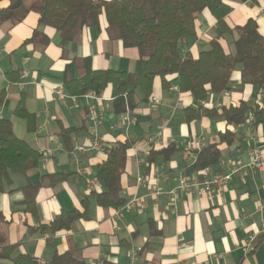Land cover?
<instances>
[{
    "label": "crops",
    "instance_id": "obj_1",
    "mask_svg": "<svg viewBox=\"0 0 264 264\" xmlns=\"http://www.w3.org/2000/svg\"><path fill=\"white\" fill-rule=\"evenodd\" d=\"M9 3L0 0V8ZM229 3L233 10L226 22L231 28L254 19L264 36V0ZM106 28L103 14L98 26L84 28L63 49L55 28L39 26L37 12H29L17 23L0 24V118L10 119L15 134L42 154L38 167L26 174L13 173L12 185L0 192L1 229L7 241L18 245L16 253L30 254L39 264H52L55 253L67 251L86 264H264V208L258 209L264 204V170L245 168L222 189L207 192L194 188L178 193L175 199L148 198L145 211L103 207L90 195L88 181L96 178V166L105 159L106 147L126 139L134 142L121 177L126 199L146 195L151 187L163 191L175 188L195 162L197 151L219 142L220 132L226 129L235 133L236 140L220 145L223 160L209 168L211 173L226 171L232 164L249 163L250 147L264 149V124L248 126L246 121L229 125L225 118L202 110L213 108L220 113L224 106L241 101L264 107V92L253 85L239 87V69L233 72L232 90L210 93L204 104L179 90L176 74L167 77L166 87L156 77L146 101H140L142 95L136 90L133 102L137 103L127 106L123 113L114 109L111 86L101 89L97 82L84 95L72 96L65 81L82 74L84 59H90L95 70L139 73L137 49L110 39ZM35 29L50 42H27ZM219 32L211 11L203 10L195 21V34L183 46V56L197 57ZM233 37L219 38L227 52ZM58 90L63 93L57 94ZM179 101L183 107L173 110ZM20 103L34 114V131L28 130L26 119L15 115ZM91 105L96 107L97 120L90 116ZM126 112L133 121L120 127ZM150 137H154L152 142ZM169 144L177 148L173 154L159 156L151 165L147 162L151 149ZM53 173L66 177L53 184L43 178ZM140 175L144 177L141 183L137 180ZM102 189L100 185L96 192ZM87 195V217L75 221L68 230L54 236L35 230L62 212L82 210ZM32 197L36 208L26 209L25 203ZM250 234L256 235L252 249L246 247ZM1 264L11 262L3 259Z\"/></svg>",
    "mask_w": 264,
    "mask_h": 264
},
{
    "label": "trees",
    "instance_id": "obj_2",
    "mask_svg": "<svg viewBox=\"0 0 264 264\" xmlns=\"http://www.w3.org/2000/svg\"><path fill=\"white\" fill-rule=\"evenodd\" d=\"M229 1L248 0H10L7 7L0 8V24L5 21L17 23L29 12H37L39 26L55 28L61 38L60 45L65 49V44L73 41L84 28L98 26L100 16L104 14L109 38L122 40L126 47L137 49L139 73L95 70L87 58L83 60L82 74L77 78L68 77L65 87L72 96H78L92 90L97 82L101 89L111 86L114 109L117 113H123L127 106L137 103L133 102L136 90L142 95L140 101H146L153 92L155 78L160 77L166 87L169 85L167 77L173 74L178 77L179 90L191 94L195 101L205 100L210 93L232 90V75L236 69L241 72L240 88L253 85L264 92V36L254 19L231 28L226 22V17L233 10ZM205 9H209L216 18L220 32L210 41L209 48L201 50L197 57L183 56L185 42L190 35L195 34L197 16ZM233 35L231 44L235 49L227 52L219 38ZM28 41L48 44L50 38L35 29ZM202 110L207 115L225 118L229 125L246 122L250 114L255 124H264V107L257 103L241 101L239 105L224 106L220 113L213 108ZM14 112L17 117L27 120L28 130H35V116L28 112L23 103ZM219 138V142L209 143L197 151V158L188 167L186 175L201 174L222 162L220 145H231L236 135L226 129L220 132ZM133 145L132 140L126 139L106 147L105 159L96 166V178L103 189L90 193L99 205L117 208L125 203L121 177L126 167L128 150ZM176 150L174 144L158 150L153 148L147 155V162L151 165L159 156L168 158ZM41 157L38 150L15 134L10 119L0 118V192L12 185L13 173L26 174L39 166ZM65 177L64 174L53 173L43 178L53 184ZM25 204L26 209L34 210L35 197L28 199ZM88 210L87 195L82 200V210L62 212L35 230L54 236L62 230H68L75 221L87 217ZM3 220V213L0 212V264L3 259L10 260L11 264H39L38 259L30 254L16 253L18 245L9 243L1 229ZM51 262L86 264L72 251L55 253Z\"/></svg>",
    "mask_w": 264,
    "mask_h": 264
},
{
    "label": "built area",
    "instance_id": "obj_3",
    "mask_svg": "<svg viewBox=\"0 0 264 264\" xmlns=\"http://www.w3.org/2000/svg\"><path fill=\"white\" fill-rule=\"evenodd\" d=\"M62 90H58L57 94H62ZM91 98H96L94 95H88ZM201 104H204V101H199ZM183 107L182 102H177L173 106V110L180 109ZM90 116L97 120L96 107L94 105L90 106ZM133 121L132 116L129 112L124 113L121 116V121L118 123L120 127L129 126ZM247 125H253L255 123V119L251 116L247 120ZM154 137H150L149 141L152 142ZM250 153V162L247 164H232L228 167L226 171L221 172H213L211 173L208 170L201 174L195 175H183L179 178L178 183L175 188L169 191H163L158 187H151L148 194L146 195H133L126 199L125 203L120 207L121 209H135L137 211H145L148 207V198H154L160 196H165L168 198L175 199L178 193L187 192L194 188H200L204 191H211L214 188L222 189L224 188L228 182H230L236 174H239L245 168L259 169L264 170V149L255 146L249 148ZM144 177L142 175L138 176V182H142ZM100 181L97 178L89 179L88 186L92 191H96L100 188ZM175 208V206H173ZM264 208V204H260L259 208L262 210ZM256 235L250 234L248 236L246 247L248 249H252L253 243L255 242Z\"/></svg>",
    "mask_w": 264,
    "mask_h": 264
},
{
    "label": "rangeland",
    "instance_id": "obj_4",
    "mask_svg": "<svg viewBox=\"0 0 264 264\" xmlns=\"http://www.w3.org/2000/svg\"><path fill=\"white\" fill-rule=\"evenodd\" d=\"M234 46L232 45L231 47H230V52H233L234 51Z\"/></svg>",
    "mask_w": 264,
    "mask_h": 264
}]
</instances>
